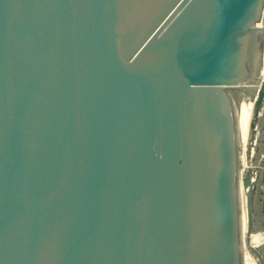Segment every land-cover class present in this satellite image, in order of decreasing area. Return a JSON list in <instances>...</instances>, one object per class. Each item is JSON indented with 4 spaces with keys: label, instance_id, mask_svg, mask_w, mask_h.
Segmentation results:
<instances>
[{
    "label": "water",
    "instance_id": "1",
    "mask_svg": "<svg viewBox=\"0 0 264 264\" xmlns=\"http://www.w3.org/2000/svg\"><path fill=\"white\" fill-rule=\"evenodd\" d=\"M258 235L264 264V0H0V264H244Z\"/></svg>",
    "mask_w": 264,
    "mask_h": 264
},
{
    "label": "bare ground",
    "instance_id": "2",
    "mask_svg": "<svg viewBox=\"0 0 264 264\" xmlns=\"http://www.w3.org/2000/svg\"><path fill=\"white\" fill-rule=\"evenodd\" d=\"M252 106H253V104H251V108H250V112H249V117H248L245 133H244V135L242 136V138L240 140V149H242V151L244 150V147H245V145L247 143L248 136H249V122H250L251 115H252ZM241 160H242V163H243L242 165L244 166V157H243V155L241 156ZM251 240L252 241H251L250 245H248V246L245 245V247H244L245 248L244 249V264H257L255 259L252 256L251 252H250V248L257 246L263 240H262V237L259 236V235L252 237Z\"/></svg>",
    "mask_w": 264,
    "mask_h": 264
}]
</instances>
